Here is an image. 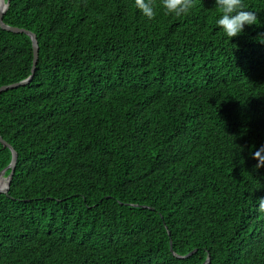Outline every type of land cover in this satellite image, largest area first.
<instances>
[{"label":"trees","instance_id":"trees-1","mask_svg":"<svg viewBox=\"0 0 264 264\" xmlns=\"http://www.w3.org/2000/svg\"><path fill=\"white\" fill-rule=\"evenodd\" d=\"M244 2L261 24L228 42L214 0H155L152 20L134 0H9L38 57L0 93V264H264V0ZM32 64L0 26V87Z\"/></svg>","mask_w":264,"mask_h":264},{"label":"clouds","instance_id":"clouds-1","mask_svg":"<svg viewBox=\"0 0 264 264\" xmlns=\"http://www.w3.org/2000/svg\"><path fill=\"white\" fill-rule=\"evenodd\" d=\"M194 0H159L160 6L169 15L179 17L189 13ZM135 8L148 20L157 15L155 0H134ZM214 7L219 9L220 15L216 19L217 28L228 38L237 37L244 32L245 26L261 24L257 12L248 10L244 0H214ZM259 42L264 43V34L257 36ZM264 148L256 151L253 158L257 160L255 168L264 167ZM258 209L264 212V198L258 199Z\"/></svg>","mask_w":264,"mask_h":264},{"label":"water","instance_id":"water-1","mask_svg":"<svg viewBox=\"0 0 264 264\" xmlns=\"http://www.w3.org/2000/svg\"><path fill=\"white\" fill-rule=\"evenodd\" d=\"M2 2H3V8L1 7V3H0V26H1V28L5 29L7 31H11L14 33H26L30 36V38L32 40V49H33V64H32V68H31V73H30L28 78H26L25 80L16 82V83L1 86L0 87V93L3 91L9 90V89H14V88H17L21 85H25V84L29 83L31 81L33 75H34L35 67H36V63H37V57H38V42H37L34 34L28 32L22 28L8 26V25H5L3 23L2 17L4 15V13L6 12V9L9 5V0H2ZM0 143L3 145V148H8L11 151L10 163L0 172V177L5 176L7 179L6 185L4 186V188L0 189V193L7 194L9 187H10L11 180H12L13 175H14V171H15L17 153L14 151V149L11 147L10 144H8L6 141H4L2 139V137H0ZM7 170H10V172L6 176L5 173ZM193 252L194 251H192L188 255L182 256V257H184V258L189 257Z\"/></svg>","mask_w":264,"mask_h":264},{"label":"bare ground","instance_id":"bare-ground-1","mask_svg":"<svg viewBox=\"0 0 264 264\" xmlns=\"http://www.w3.org/2000/svg\"><path fill=\"white\" fill-rule=\"evenodd\" d=\"M1 3V7L3 8V2L2 0L0 1ZM7 179L5 176H1L0 177V189L4 188V186L6 185Z\"/></svg>","mask_w":264,"mask_h":264}]
</instances>
